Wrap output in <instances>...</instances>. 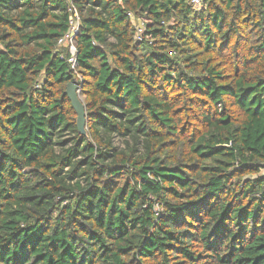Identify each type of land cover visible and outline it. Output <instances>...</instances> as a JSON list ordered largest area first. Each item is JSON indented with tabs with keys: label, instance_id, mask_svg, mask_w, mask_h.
<instances>
[{
	"label": "trees",
	"instance_id": "trees-1",
	"mask_svg": "<svg viewBox=\"0 0 264 264\" xmlns=\"http://www.w3.org/2000/svg\"><path fill=\"white\" fill-rule=\"evenodd\" d=\"M263 172L264 0H0V264H264Z\"/></svg>",
	"mask_w": 264,
	"mask_h": 264
},
{
	"label": "built area",
	"instance_id": "built-area-1",
	"mask_svg": "<svg viewBox=\"0 0 264 264\" xmlns=\"http://www.w3.org/2000/svg\"><path fill=\"white\" fill-rule=\"evenodd\" d=\"M190 5L194 9H201L203 6V0H190ZM68 30L66 34L62 37V39L59 41L60 47H65L67 51L70 53V58L68 59V62L71 65L72 70L76 71L78 62H77V36L80 33L82 29V17L79 11L77 10L75 4L72 1H68ZM129 16L132 18L133 22L136 25V28L138 30V34H142L144 30V24L142 22H136L132 16V14H129ZM76 75L78 78H80V75ZM264 173V172H263Z\"/></svg>",
	"mask_w": 264,
	"mask_h": 264
},
{
	"label": "water",
	"instance_id": "water-1",
	"mask_svg": "<svg viewBox=\"0 0 264 264\" xmlns=\"http://www.w3.org/2000/svg\"><path fill=\"white\" fill-rule=\"evenodd\" d=\"M79 85L77 82H72L67 86L65 91L66 95L69 97L72 108L77 115V126L78 130L82 135H87L86 128V108L82 102L79 94Z\"/></svg>",
	"mask_w": 264,
	"mask_h": 264
}]
</instances>
